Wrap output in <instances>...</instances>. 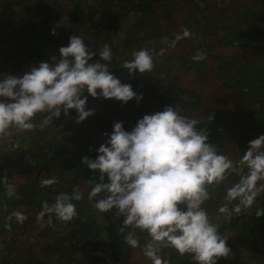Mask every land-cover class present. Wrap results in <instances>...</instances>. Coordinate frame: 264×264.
I'll list each match as a JSON object with an SVG mask.
<instances>
[{
    "label": "trees",
    "instance_id": "trees-1",
    "mask_svg": "<svg viewBox=\"0 0 264 264\" xmlns=\"http://www.w3.org/2000/svg\"><path fill=\"white\" fill-rule=\"evenodd\" d=\"M68 3L71 10L64 20V5ZM94 4L96 7L82 0H0V78L3 66L5 75H22L41 62L56 63L59 48L69 42L70 30L83 39L89 35L96 38L95 45L84 40L96 53L90 62L99 60L98 49L105 44L111 47L112 60L100 62L109 63L113 74L139 49L152 52L154 66L156 62L167 64V69L160 71L165 76L159 81L141 79L136 72L135 79L127 81L138 95L156 103L145 107L135 98L127 103L106 99L104 111L85 118L77 132L64 135V139L40 130L43 114L34 117V129L11 128L2 137L19 131L41 143L34 144L32 155L27 156L0 150V264H152L144 255L147 233L131 226L121 232L124 217L114 215L115 209L100 213L103 222L99 223V212L87 198L89 181L95 182L96 172L81 159L96 158L97 149L108 139L105 133H111L115 122H122L123 128L131 131L145 114L176 105L181 115L200 120L195 127L206 131L207 142L234 162L247 150L249 141L264 134V0H96ZM94 10H101L114 28L127 23L119 49L112 45V30L98 32L100 21H95ZM133 17L135 22L131 23ZM53 28L55 35L51 34ZM185 28L191 35L169 47L167 42ZM197 52L205 53V59L193 60ZM152 71L157 70L154 67ZM76 116L70 109L67 116L61 111L53 120L59 125L66 123V132ZM228 118L240 129L231 130ZM40 134L47 139L36 138ZM53 176L57 178L55 184L41 187L43 179ZM17 178L20 183L12 181ZM237 179L233 173L221 185L209 188L211 198L204 207L210 220L221 215L218 209L226 203V188ZM6 184L15 186V195H6ZM76 187L84 190V197L74 201L78 216L71 222L53 216L49 223L48 214L37 218L43 201L52 203L57 194L72 193ZM258 207L264 208V192L232 224L237 229L235 243L240 246L237 254L221 257L217 264H249L250 260L264 264V215L256 217ZM14 211L23 212L27 219L22 224L14 218L8 221ZM7 223L10 229L5 227ZM129 231L136 232L138 247L125 242ZM29 235L36 245L28 240ZM161 256L170 264H178L185 263L183 258L190 255L164 248Z\"/></svg>",
    "mask_w": 264,
    "mask_h": 264
},
{
    "label": "clouds",
    "instance_id": "clouds-1",
    "mask_svg": "<svg viewBox=\"0 0 264 264\" xmlns=\"http://www.w3.org/2000/svg\"><path fill=\"white\" fill-rule=\"evenodd\" d=\"M51 34H56L54 28ZM190 35L185 28L171 42L167 38L165 41L175 47ZM95 55L80 35H73L67 46L59 48L56 63L41 62L22 75H2L0 137L7 136L11 128L34 129L37 114H43L41 128L52 125L61 111L67 116L70 109L75 110L76 123H80L94 113L86 108L88 96L114 98L121 103L135 98L139 102L142 94L110 72L109 63L100 62L112 60L111 47L105 44L98 49L99 60L90 62ZM205 57V53L197 52L193 60L202 61ZM122 67L130 76L133 72L148 74L154 68L153 54L147 49L136 50L131 59L122 62ZM180 112L176 105L165 106L162 111L145 114L131 131L125 130L122 122H115L111 133H105L108 139L97 149L96 158L81 159L82 164L96 172L95 182L89 181L87 198L99 213L115 209L114 215L123 216L121 232L131 226L147 233L144 255L152 264H170L161 256L164 248H173L181 256L190 255L196 264H217L231 250L228 239L218 231L219 224L209 219L204 207L211 198L209 188L221 185L235 173L238 179L226 188V203L218 213L230 221L250 209L264 192V134L249 141L247 150L234 162L207 142L206 131L195 127L200 120L189 119ZM18 146V142L13 145ZM56 182L53 176L40 184L46 187ZM6 195H15L14 185L6 184ZM83 197L80 187L72 193L61 192L52 203L42 202L37 218L48 214L49 223L53 216L71 222L78 216L74 201ZM255 215H264V208L258 207ZM13 218L22 224L27 216L14 211L6 219ZM5 227L10 229L11 224ZM125 242L133 248L140 244L135 231L126 233Z\"/></svg>",
    "mask_w": 264,
    "mask_h": 264
},
{
    "label": "rangeland",
    "instance_id": "rangeland-1",
    "mask_svg": "<svg viewBox=\"0 0 264 264\" xmlns=\"http://www.w3.org/2000/svg\"><path fill=\"white\" fill-rule=\"evenodd\" d=\"M82 2L86 3L89 7H96L95 6V2L96 0H82ZM64 8L66 10L65 14L63 15V18H65L64 20L67 19L66 14L69 13V11L71 10L70 7V3H68L67 5H64ZM94 14V18L95 21H100L98 24V32H104L106 29H110L113 31V37H112V45L116 48L119 47V44L121 43V41L124 39L125 37V33L126 30L128 29L127 27V23H122L121 25L117 26V28H114L113 26L110 25L109 21L105 18V16L102 14L101 10H94L92 12ZM131 20V19H130ZM131 23H134V17L133 20L130 21ZM68 36H73V35H78V34H71L72 32L69 30L68 32ZM85 41H89L92 42L94 45L96 44V38H94L93 36H86ZM85 43V42H84ZM157 45V44H156ZM119 49V48H118ZM120 52V51H119ZM113 55V54H112ZM5 66H3V68H1V72L2 75H5ZM155 70L159 71H152L151 74H141V79H147L150 78L151 80H153V82L159 81L158 78H163L165 76V72L163 71L162 73H160V71L162 69H167V64L165 63H155ZM118 71L117 73H115L114 75L116 77H118L122 83H126V84H130L132 85L130 82H127L129 78L135 79L136 74L133 73L131 76L128 73V70L122 67V64L119 65L118 67ZM87 94V93H86ZM156 103L155 99H153L152 101L149 98H142L140 100V104L141 105H145V107H151ZM105 104H106V99L102 98V97H98V98H93L91 96L88 97L87 100V106L86 108H90L94 110V113L96 112H101L104 111L105 109ZM60 123L57 122V120H53L52 121V125L49 124L43 128H41L40 130L43 132H53L56 135L57 139H64V135H71V134H75L77 132V130L79 129V123H76V120L73 121V123L68 124V129L67 131H63L64 126L66 125V123L59 125ZM227 125L228 127L233 130V131H237L238 129H240V126L235 125V122L233 121V119L228 118L227 119ZM264 126V124H263ZM55 128V129H54ZM39 130V131H40ZM39 131H37V133H39ZM66 133V134H65ZM33 136L31 135H25V134H19V131H15L14 133H12V135H10L7 138H2L0 137V150L2 151H6L9 153H13V154H21L23 156H27V155H32L33 152V146L35 144V146L41 142H37L38 140L35 139L36 141H32ZM35 137V136H34ZM33 137V138H34ZM31 138V139H30ZM36 138H39L40 140H44L47 139V136H43L42 134H40L39 136L36 135ZM18 142V147H13L14 144H16ZM33 147V148H31ZM13 182H19L20 183V179H13ZM236 216L232 217L230 221L225 220L223 218V214H221L218 217H215L213 219H211V221L213 223H218L219 224V228L218 231L220 233V235L222 237L227 238V245L230 248V253L228 254L227 257H234L237 254L238 250L237 248L240 247L237 243H235V236L237 233V229H235V226H233L232 224L235 223L236 221ZM96 219L99 221V223H102L103 220L99 214H96ZM221 226H224V228H222ZM26 237V235H25ZM23 238V237H22ZM104 240H106V238L103 236ZM28 240L32 241L33 245H36V240L34 239L33 236L29 235L28 236ZM106 249V254H110L108 252V248L107 246H105ZM240 257L242 258H247V255L245 253H240L239 254ZM248 259V258H247ZM183 261L185 263L182 262H178V264H193V262L195 263V261H193L191 259V256L189 257H184ZM172 264H177V261H172ZM249 264H261L259 261H255V260H250Z\"/></svg>",
    "mask_w": 264,
    "mask_h": 264
}]
</instances>
